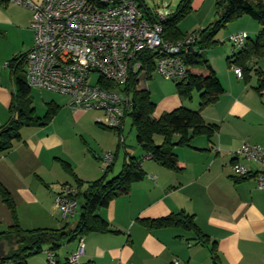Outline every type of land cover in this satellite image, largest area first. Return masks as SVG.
Segmentation results:
<instances>
[{"label": "crops", "instance_id": "obj_1", "mask_svg": "<svg viewBox=\"0 0 264 264\" xmlns=\"http://www.w3.org/2000/svg\"><path fill=\"white\" fill-rule=\"evenodd\" d=\"M31 1L40 3L42 0ZM213 5L214 0L193 1V15L201 22L199 30L204 29L202 25L208 19L209 23L213 21ZM31 16L30 10L10 1L0 6V67L30 51L33 45ZM13 34L18 37H12ZM218 40L223 44L227 37ZM218 48L204 55L219 78L224 94L202 110L201 116L206 123L218 125L219 131L213 142L206 136H198L189 147L174 148L179 171L145 159L142 149L127 144L126 140L122 151L119 136L95 123L98 116L72 112L67 107L66 97L51 92L64 100L51 99L45 104L42 116L35 114L42 118L46 105L54 103L59 111L53 120L44 127L22 128L21 140L11 151L0 155V186L9 192L23 230H56L67 224L72 229L77 225L79 211L74 218L64 221L54 208L60 187L76 186L61 162L70 164L83 183L104 176L100 157L106 152L115 156L108 179L117 177L129 158H136L140 163L145 178L132 184L128 195L115 198L98 211L111 232L93 233L63 243L57 252V262L65 264L82 243L83 253L78 264H172L174 260L185 264H213L209 247L199 243L192 233L180 228L149 229L143 223L184 212L193 216L200 230L216 243L220 264H264V191L257 189L254 179L235 183L230 169L232 164L240 163L251 174L260 171V166L236 158L234 153L245 143L264 147V90H256L259 78L253 72L246 83L235 75V65L225 64L236 54L235 50L230 54L226 48ZM249 67L261 70L264 75V58L254 59ZM193 71L199 76L208 74L204 67ZM15 77L10 68L0 71V129L11 119ZM196 94V97L192 95L191 103L177 91L157 102L152 100L156 105L154 117L178 108L198 111L200 94ZM65 110L71 113L74 127L80 128L76 134L80 135L77 147L69 143V135L58 123ZM154 140L157 145L162 143L160 136ZM178 140L179 136H174V142ZM217 148L219 152L214 151ZM0 202L2 233L13 224V218L1 194ZM27 264H46V257L44 253L31 257Z\"/></svg>", "mask_w": 264, "mask_h": 264}, {"label": "trees", "instance_id": "obj_2", "mask_svg": "<svg viewBox=\"0 0 264 264\" xmlns=\"http://www.w3.org/2000/svg\"><path fill=\"white\" fill-rule=\"evenodd\" d=\"M136 1L139 9H144L142 10L144 18L150 24L162 25L164 40L175 43L187 36L181 32L179 25L193 13L192 3L194 0H181L176 9L164 20H161L159 15L151 14L141 0ZM8 3L9 0H0V6H6ZM214 8L216 20L204 29L192 33L199 37L195 45V50L198 52L191 51L186 56L189 72L185 80L176 84L177 94L183 99L189 100L194 93L200 94L198 111L178 108L155 118L156 105L151 99L150 92L140 88L141 81L136 75H131L126 86L122 89L119 88L120 91H125L131 99L132 107L126 116L130 118L131 125L135 129L138 146L145 156H149L151 160L171 171H179L178 158L173 153L174 148L189 147L193 139L198 136H206L210 142H213L219 131L218 125L206 123L201 116L202 110L216 103L224 94L219 78L204 54L220 44L217 36L229 23L243 17H249L256 21L260 30L254 40L248 36L245 46L227 59V64L240 67L246 83L253 72L259 78L256 90H264L263 72L259 69L252 70L249 67L254 59L264 58V0H216ZM156 57L153 52H143L138 57L142 62V67L147 71V80L151 73L155 72L154 60ZM22 58L15 57L9 62V68L16 74V91L13 94V106L10 109V122L0 129V155L11 151L15 143L21 140L22 128L33 125L44 127L53 120L59 111L57 105L49 103L46 105L45 115L42 118L36 116L30 96L32 90L26 82V70L24 69L26 65L21 60ZM19 60H21L20 63H18ZM199 67L206 68L208 74L204 76L195 74L193 70ZM157 136L162 137L160 145L155 143L154 138ZM174 136H179L177 142H174ZM61 165L64 172L74 179L79 190L78 199L81 204H79L77 225L72 229L67 224L56 230H23L18 223L15 206L9 192L0 186L2 200L13 218V224L8 230L0 233V242L5 243V261H10L13 264H27L29 258L40 255L45 250L53 252L57 257V252L63 243L93 233L111 232L109 225L98 215V211L107 207L115 198L128 195L132 184L145 178L136 158H129L117 177L108 179L111 167L105 170L101 179L91 183H83L77 179L70 164L61 162ZM255 177L256 174L249 173L245 177L237 179L232 177V179L235 183H241ZM143 223L149 229L180 228L192 233L199 243L209 247L213 264H220L216 243L211 242L209 237L200 230L193 216L181 212L155 220H145ZM57 264L60 263L57 262Z\"/></svg>", "mask_w": 264, "mask_h": 264}, {"label": "built area", "instance_id": "obj_3", "mask_svg": "<svg viewBox=\"0 0 264 264\" xmlns=\"http://www.w3.org/2000/svg\"><path fill=\"white\" fill-rule=\"evenodd\" d=\"M32 12L30 30L33 45L21 60L26 65V82L31 89L62 95L68 99L72 112H101L95 123L115 132L121 144L126 114L132 103L124 88L131 75L139 81L147 80V71L138 59L143 52L156 54L155 72L161 78L181 82L186 79L189 66L186 56L196 51L197 34L187 35L178 42L163 38L161 24H150L136 0H9ZM164 20L166 16H159ZM248 39L245 32H235L227 41L242 49ZM18 61V63L21 62ZM8 69L6 63L1 69ZM235 75L243 78L240 67H233ZM97 76L96 81H92ZM220 149H214L219 152ZM236 158L260 166L254 178L257 189L264 191V147L243 144ZM145 159H150L145 156ZM115 156L106 152L100 157L102 169L114 165ZM141 166V165H140ZM233 177L247 176L249 170L240 163L230 167ZM79 190L62 185L56 194L54 208L64 221L74 218L79 211ZM46 264H57L53 252L45 250ZM83 253L80 243L76 253L65 263L78 264ZM0 264H13L0 259ZM172 264H185L174 260Z\"/></svg>", "mask_w": 264, "mask_h": 264}, {"label": "rangeland", "instance_id": "obj_4", "mask_svg": "<svg viewBox=\"0 0 264 264\" xmlns=\"http://www.w3.org/2000/svg\"><path fill=\"white\" fill-rule=\"evenodd\" d=\"M180 1L181 0H141L144 7L147 8L151 12V14L159 15V16L170 15L176 9ZM214 7H215V0H214V5H213V13H212L213 21L212 22L216 20ZM205 22H204V25H202L204 26V28L210 24L209 19ZM200 24L201 22L198 20V18H195V15H193L192 13L180 23L179 28L182 33L186 35H190L194 31L199 30ZM259 30H260V27L256 21H254L253 19L249 17H243L237 21L229 23L226 26V28H224L218 34L217 37L218 39L221 40L223 37H228L230 34L234 32L245 31L249 35V38L251 40H254ZM12 37H18V36L16 34H13ZM218 47L226 48L230 52V54L232 53V50H235L236 53H238V51L241 50V49H234L232 45L227 41H225L223 44L218 45L212 50L218 51L220 49ZM225 64L228 65L227 61L225 62ZM97 78H98L97 76L93 77L92 81H96ZM176 84L177 82L165 80L161 78L160 76H158L156 72H152L148 80L146 81L142 80L140 82V88L148 90L150 92L152 100L157 102L158 100L165 98L169 94L176 92L175 90ZM193 95L194 97L197 96L196 93H194ZM57 97L59 96H57L56 94H51L50 92H45V91L38 92V90L32 89L31 98H33V101H34L33 107L35 109V113L42 116L44 113L45 104L47 102H50L51 99H56V100L63 99L62 97H59L60 99L59 98L57 99ZM188 103H191L190 99L188 100ZM87 115L88 117L98 116L99 118H102L104 116V114H102L101 112H88ZM58 119H59L58 123L60 127L61 126L64 127L63 129L64 132L69 135V143L74 147H77L78 145H80V140H79L80 135L78 136L76 135L78 132H80V128L74 127L71 113L65 110L59 116ZM124 128H125V130H123L124 140H126L127 144L136 147L138 145L136 142V132H135V129L131 125L130 118L128 117H125ZM121 147L123 151V145ZM118 166H119V163H118ZM0 205H1V202H0Z\"/></svg>", "mask_w": 264, "mask_h": 264}, {"label": "water", "instance_id": "obj_5", "mask_svg": "<svg viewBox=\"0 0 264 264\" xmlns=\"http://www.w3.org/2000/svg\"><path fill=\"white\" fill-rule=\"evenodd\" d=\"M5 257H6L5 243L0 242V259H4Z\"/></svg>", "mask_w": 264, "mask_h": 264}]
</instances>
